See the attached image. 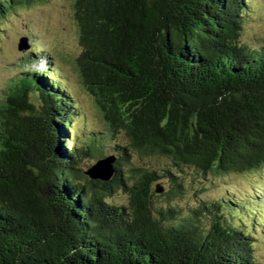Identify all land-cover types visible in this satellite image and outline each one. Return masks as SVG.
Returning <instances> with one entry per match:
<instances>
[{"label":"trees","instance_id":"1","mask_svg":"<svg viewBox=\"0 0 264 264\" xmlns=\"http://www.w3.org/2000/svg\"><path fill=\"white\" fill-rule=\"evenodd\" d=\"M48 1L0 0V24ZM72 3L81 46L72 65L104 138L123 134L125 143L113 148L109 180L87 174L101 146L91 135L80 147L79 104L32 43L29 61L44 56L47 67L18 74L0 102V264H261L257 225L244 214L254 207L172 203L188 170L264 171V41L241 42L251 0ZM133 155L176 170L137 167ZM162 179L166 204L151 187Z\"/></svg>","mask_w":264,"mask_h":264},{"label":"rangeland","instance_id":"2","mask_svg":"<svg viewBox=\"0 0 264 264\" xmlns=\"http://www.w3.org/2000/svg\"><path fill=\"white\" fill-rule=\"evenodd\" d=\"M250 9V16L246 17L247 23L242 32L241 42L253 46L264 41V0H251ZM73 13L72 0H49L26 10H19L10 20L0 24V102L7 94L8 86L18 74L47 67L48 62L44 56H40L41 58L35 61L36 63L30 62L28 58L32 43L45 47V54L52 58L54 66L79 104L76 116L78 124L75 128H77V140L80 147H85V144L89 143L91 135L97 139V145L101 146L100 150L95 151L93 156L85 161L84 166L88 167L96 164L99 159L114 156L116 154L113 150L115 144L125 143V137L122 134L111 140L104 138L106 124L98 111L95 98L82 84L72 65L81 51L78 26ZM22 38H27L28 49L25 51L18 49ZM32 100L37 107L40 105L38 100ZM131 162L137 167L148 166L158 171L163 168L176 170L169 159L161 157L140 159L133 155ZM184 182L186 184L185 194L182 198H177L176 202L173 201V204L185 206L194 204L195 201L230 198L234 201L240 199L245 206L256 209L254 213L245 210L244 214L251 222L255 220L258 238L254 245L255 254H257L258 261L264 264V171L205 178L188 170ZM157 186H162V192H159ZM151 187L154 200L158 204H166L167 197L164 193L169 189V183L162 179L153 183ZM119 195L114 198L120 201L126 199L123 193Z\"/></svg>","mask_w":264,"mask_h":264},{"label":"water","instance_id":"3","mask_svg":"<svg viewBox=\"0 0 264 264\" xmlns=\"http://www.w3.org/2000/svg\"><path fill=\"white\" fill-rule=\"evenodd\" d=\"M19 51L28 49L27 38H22L18 44ZM116 158L114 156L99 159L88 171L87 174L92 179L109 180L114 174V163Z\"/></svg>","mask_w":264,"mask_h":264}]
</instances>
